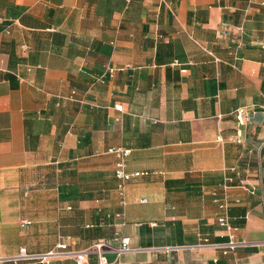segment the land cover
Wrapping results in <instances>:
<instances>
[{"label": "crops", "instance_id": "obj_1", "mask_svg": "<svg viewBox=\"0 0 264 264\" xmlns=\"http://www.w3.org/2000/svg\"><path fill=\"white\" fill-rule=\"evenodd\" d=\"M115 148L150 171L123 206ZM116 233L117 264H264V0H0V264Z\"/></svg>", "mask_w": 264, "mask_h": 264}, {"label": "built area", "instance_id": "obj_2", "mask_svg": "<svg viewBox=\"0 0 264 264\" xmlns=\"http://www.w3.org/2000/svg\"><path fill=\"white\" fill-rule=\"evenodd\" d=\"M118 109H121V106H116ZM236 117L239 123H243V110L237 109ZM129 148H115L110 149V152L114 153L117 157V160L114 165V175L119 180V184L117 186L118 193L122 197L120 200V204L123 206L125 201L123 199L124 195V184L126 181L140 177L144 175L150 174V171L147 170H135V171H127L126 170V157L130 154ZM226 184L223 185V198H215V202L217 203L219 214L217 216L218 225L227 231L228 239L222 242H210L208 239L204 238L198 246H210L214 249H219L223 254H227L230 251H233L239 246L247 244L244 240H238L235 237L236 227L232 226L230 223L229 217V203L226 199ZM216 193L214 192V195ZM144 202L145 199H142ZM124 215L123 211H119L115 213V216L122 217ZM115 240L119 241V246L114 247L109 242L98 240L94 242L90 247L85 250L77 251L73 249H69L67 243H59L56 247L45 251V252H29L24 246H21L18 250V253L8 257L7 260L12 263H20V262H34L40 264H49L52 258L56 257H66L70 256L75 259V264H90L88 259L86 258L88 253L96 254V262L94 264H117V261H109L106 252L114 251L117 255L120 253L129 250V241L130 238L128 236L119 234H115Z\"/></svg>", "mask_w": 264, "mask_h": 264}]
</instances>
